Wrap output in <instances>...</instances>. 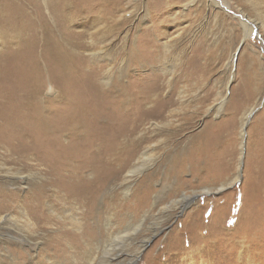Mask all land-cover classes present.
<instances>
[{"label": "rangeland", "instance_id": "1", "mask_svg": "<svg viewBox=\"0 0 264 264\" xmlns=\"http://www.w3.org/2000/svg\"><path fill=\"white\" fill-rule=\"evenodd\" d=\"M258 3L121 4L118 19L125 22L114 33V56L124 57L125 36L137 53L152 52L148 70L131 71L134 82L150 77L147 85L158 84L160 101L171 103L176 113L170 117L166 110L162 122L146 121L138 134L122 137L117 142L124 149L101 156L100 172L84 167L73 174V167L48 176L50 192L41 213L46 220L37 229L22 225L23 208L14 204L6 213L11 217L0 221V264H264V10ZM247 27L252 32L246 37ZM25 63L4 87L36 92V105L55 103L60 76L44 65L38 73L28 59ZM198 142L208 155L202 164L212 157L210 168L221 169L215 178L204 180L195 168ZM101 145L93 148L96 158ZM143 150L148 158L136 170ZM103 165L114 177L98 184L107 173ZM64 176L70 186L84 187L75 202L51 187Z\"/></svg>", "mask_w": 264, "mask_h": 264}, {"label": "bare ground", "instance_id": "2", "mask_svg": "<svg viewBox=\"0 0 264 264\" xmlns=\"http://www.w3.org/2000/svg\"><path fill=\"white\" fill-rule=\"evenodd\" d=\"M124 1L52 0L50 9V0H0V221L11 217L6 213L16 204L23 208L19 212L22 225L37 229L46 220L41 213L50 192L48 176L61 175L73 167V174L84 167L100 172L101 156L104 160L124 149L123 144H118L122 137H132L146 121L163 120L166 110L170 117L176 113L169 109L171 103L167 107L160 101L158 84L147 85L150 77H137L134 82L131 71L148 70L152 52L137 53L125 36L124 53H120L124 57L120 60L114 56V33L125 22L118 19L124 12ZM258 6L264 10V0H259ZM251 32L247 27L245 36ZM148 43L142 41L143 45ZM27 59L38 73L44 65L60 76L56 81L58 100L50 106L44 102L36 105L37 94L32 90L21 93L4 87L6 78L24 70ZM168 72L170 69H165ZM121 77L128 81L126 86ZM149 104L152 109H145ZM153 109L157 110L154 115L150 113ZM100 121L113 126H100ZM62 139L69 141L63 144ZM199 143L195 145V168H201L204 180L215 178L221 169L210 168L212 157L205 166L202 164L208 155L199 149ZM98 144L102 145L96 158L93 148ZM146 151L138 158L136 170L142 166L141 160L148 158ZM102 169H106L104 173L108 171L104 165ZM110 177L114 175L107 172L98 184H106ZM79 185L80 188L70 186L64 176L51 187L62 190L67 200L75 202L83 187ZM94 185L90 190L92 201L98 189ZM139 254L140 251L132 260L136 261ZM119 257L121 253L114 256L115 260Z\"/></svg>", "mask_w": 264, "mask_h": 264}]
</instances>
